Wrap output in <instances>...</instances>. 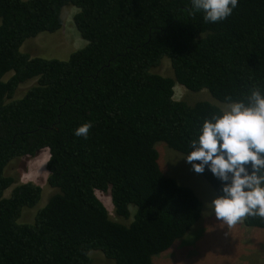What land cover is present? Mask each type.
<instances>
[{
    "label": "trees",
    "instance_id": "16d2710c",
    "mask_svg": "<svg viewBox=\"0 0 264 264\" xmlns=\"http://www.w3.org/2000/svg\"><path fill=\"white\" fill-rule=\"evenodd\" d=\"M66 5L78 8L85 45L66 59L23 52L28 38L61 28ZM164 57L173 76L154 72ZM176 84L225 103L264 93V0H238L215 23L191 0H0V264H91L92 250L152 264L198 221L200 199L161 170L156 144L188 155L202 123L222 110L175 99ZM84 122L93 125L86 138L74 134ZM45 148L54 192L20 221L42 190L5 168ZM202 175L219 195L222 182L207 168ZM96 190L131 221L111 219ZM243 224L264 228V218Z\"/></svg>",
    "mask_w": 264,
    "mask_h": 264
},
{
    "label": "rangeland",
    "instance_id": "374dc122",
    "mask_svg": "<svg viewBox=\"0 0 264 264\" xmlns=\"http://www.w3.org/2000/svg\"><path fill=\"white\" fill-rule=\"evenodd\" d=\"M76 11L78 8L73 5L64 6L61 11L63 20L61 28L55 32H41L35 37L28 38L22 44L21 50L31 56L66 59L70 52L83 47L86 41L80 37L73 24L72 16ZM154 72L163 76H173L169 59L164 57ZM34 83L35 79L21 84L15 96L21 97ZM174 98L184 100L188 105L207 101L221 110L228 104L218 101L205 89L189 91L178 84L174 87ZM156 150L161 170L167 176L176 179L179 184L192 189L200 199L202 209L198 221L168 250L154 255L152 264H264V228L244 226L241 223L243 218L234 225H227L224 221L218 220L210 203L216 193L202 173L195 172L192 165L186 161L187 155L169 148L162 141L156 144ZM47 159L48 150L45 148L34 157H19L10 161L5 168L6 174L14 177L18 183L31 181L42 190L36 206L31 207L33 209L25 207L20 221L30 222L35 212L47 203L54 192V188L47 183L48 172L45 167ZM10 190L11 187L4 192L5 195L8 196ZM95 194L105 205L111 219L122 223L131 221L132 215L125 219L115 214L109 191L96 190ZM132 208L135 211V206ZM131 211L134 212L133 209ZM89 255L92 257L91 264H117L113 259L104 257L98 250L90 251Z\"/></svg>",
    "mask_w": 264,
    "mask_h": 264
},
{
    "label": "clouds",
    "instance_id": "9594fccd",
    "mask_svg": "<svg viewBox=\"0 0 264 264\" xmlns=\"http://www.w3.org/2000/svg\"><path fill=\"white\" fill-rule=\"evenodd\" d=\"M237 4L238 0H191L192 9L212 23L229 17ZM92 126L84 122L74 134L86 138ZM191 148L185 159L193 170L203 173L207 168L222 182L220 194L210 202L218 220L234 225L246 216L264 218V93L259 88L251 91L247 102L229 98L220 114L202 123Z\"/></svg>",
    "mask_w": 264,
    "mask_h": 264
},
{
    "label": "bare ground",
    "instance_id": "6f19581e",
    "mask_svg": "<svg viewBox=\"0 0 264 264\" xmlns=\"http://www.w3.org/2000/svg\"><path fill=\"white\" fill-rule=\"evenodd\" d=\"M47 156V155H46Z\"/></svg>",
    "mask_w": 264,
    "mask_h": 264
}]
</instances>
